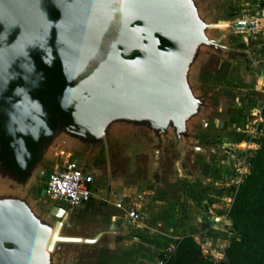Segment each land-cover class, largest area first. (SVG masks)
I'll use <instances>...</instances> for the list:
<instances>
[{
    "label": "water",
    "instance_id": "1",
    "mask_svg": "<svg viewBox=\"0 0 264 264\" xmlns=\"http://www.w3.org/2000/svg\"><path fill=\"white\" fill-rule=\"evenodd\" d=\"M228 1L0 0V264H93L102 254L118 223L89 228L80 204L44 193L67 162L129 182L144 153L150 189L197 185L195 168L214 152L203 141L222 130L233 98L211 75L228 80L236 68L222 61L257 45L245 29L255 14L242 10L231 27ZM128 135L141 143H121Z\"/></svg>",
    "mask_w": 264,
    "mask_h": 264
},
{
    "label": "crops",
    "instance_id": "2",
    "mask_svg": "<svg viewBox=\"0 0 264 264\" xmlns=\"http://www.w3.org/2000/svg\"><path fill=\"white\" fill-rule=\"evenodd\" d=\"M231 1L234 7L238 0ZM241 2L242 10L257 16L262 13L250 0ZM148 164L146 154H136L131 170L133 178L129 182L113 180L110 184L109 179L105 181L95 176L92 195L79 205L78 213L85 216L89 228L99 230L111 222L118 223L117 229L109 234V241L99 244L102 254L93 264H154L167 245L185 234L197 240L204 239L211 253L224 252L227 243L226 227L222 225L225 213L209 206L212 198L208 199L206 184L194 186L195 190L202 191L198 195L191 193L193 186L187 183L181 186L185 193L176 192V183L169 190L150 189L146 182ZM121 192L122 206H116ZM129 205L139 211L140 222L124 223ZM226 211L224 206L222 212ZM128 225L130 231L124 233Z\"/></svg>",
    "mask_w": 264,
    "mask_h": 264
},
{
    "label": "rangeland",
    "instance_id": "3",
    "mask_svg": "<svg viewBox=\"0 0 264 264\" xmlns=\"http://www.w3.org/2000/svg\"><path fill=\"white\" fill-rule=\"evenodd\" d=\"M240 1L243 0H238L234 7L230 5L228 18L231 27L233 17L242 12ZM262 1L264 0H250L252 5L255 4L262 10V13L258 15L261 28L255 33L257 45L252 55H245L242 49L235 58L222 61V65L230 63L236 68L234 75L228 80L222 78V74L211 75L212 86L224 88V84H227L234 87L231 102L224 105L219 115L224 121L222 130H215L213 136H209V132L207 136L210 138L203 141V144L211 145L214 152L209 158L203 156L201 161L203 166L194 167L193 176L196 187L199 183L202 186L206 184L207 187L204 186V188L208 189L206 192L209 194L208 199L212 198L209 206L216 208L220 211L219 213H225L223 219L226 217L225 223L222 224L226 227L227 234V243L223 247L224 252L221 250V252L211 253L204 244V239H195L200 245L202 255L212 261L227 260L226 248L233 239H238L240 236L239 228L229 217V209L234 202L239 184L250 173L251 158L258 154V150L264 148V4ZM228 2L232 4V1ZM197 127V131L201 133L202 128ZM128 136L129 141L122 138L121 143L126 141L131 148H136L141 143L132 136ZM42 180V176H38V182L30 188V193L35 197L41 196L43 184L40 182ZM196 187L193 186L191 193L201 194L202 191L195 190ZM178 191L185 193L180 183L176 185V192ZM224 206L227 208L226 212H222Z\"/></svg>",
    "mask_w": 264,
    "mask_h": 264
},
{
    "label": "trees",
    "instance_id": "4",
    "mask_svg": "<svg viewBox=\"0 0 264 264\" xmlns=\"http://www.w3.org/2000/svg\"><path fill=\"white\" fill-rule=\"evenodd\" d=\"M257 153L229 209L240 236L226 248L227 260L205 258L195 238L185 234L177 239L176 250L165 264H264V148Z\"/></svg>",
    "mask_w": 264,
    "mask_h": 264
},
{
    "label": "built area",
    "instance_id": "5",
    "mask_svg": "<svg viewBox=\"0 0 264 264\" xmlns=\"http://www.w3.org/2000/svg\"><path fill=\"white\" fill-rule=\"evenodd\" d=\"M260 28L258 16L255 14L254 17H251L250 23L246 25L245 29L257 33ZM93 182L94 177L91 173L76 167L73 162H67L61 168L54 169L49 173L44 186V193L54 200L64 201L70 208L82 204L90 198L93 192ZM115 205L122 206V202L117 200ZM125 215L129 223L140 222V213L134 205L127 207ZM176 246L177 239L174 243L164 248L154 264H165L176 249Z\"/></svg>",
    "mask_w": 264,
    "mask_h": 264
}]
</instances>
